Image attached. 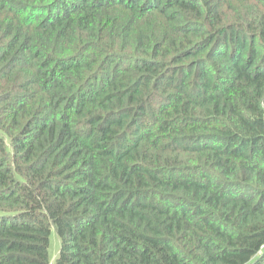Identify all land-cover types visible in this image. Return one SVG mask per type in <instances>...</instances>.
<instances>
[{"label": "trees", "instance_id": "trees-1", "mask_svg": "<svg viewBox=\"0 0 264 264\" xmlns=\"http://www.w3.org/2000/svg\"><path fill=\"white\" fill-rule=\"evenodd\" d=\"M264 264V0H0V264Z\"/></svg>", "mask_w": 264, "mask_h": 264}, {"label": "rangeland", "instance_id": "rangeland-1", "mask_svg": "<svg viewBox=\"0 0 264 264\" xmlns=\"http://www.w3.org/2000/svg\"><path fill=\"white\" fill-rule=\"evenodd\" d=\"M50 258H51V262L52 264L55 263V259L57 258L58 254H59V250H60V242L58 239V236L55 232V230H52V234L50 237Z\"/></svg>", "mask_w": 264, "mask_h": 264}]
</instances>
